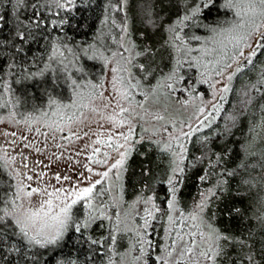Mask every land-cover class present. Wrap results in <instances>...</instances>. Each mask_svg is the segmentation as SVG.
Here are the masks:
<instances>
[{"label": "rangeland", "instance_id": "374dc122", "mask_svg": "<svg viewBox=\"0 0 264 264\" xmlns=\"http://www.w3.org/2000/svg\"><path fill=\"white\" fill-rule=\"evenodd\" d=\"M39 1L42 4L41 9L47 10L48 25L58 28L63 19L67 21L68 18L65 17L72 12L77 0H73L72 4H68L67 0ZM205 2L206 0H194L182 4L175 14L155 29H159L160 37L153 43L148 42L144 32L134 27L133 0H114L109 19L102 24L91 44L81 43L74 48L67 46V41L64 40V49L55 44L57 46L54 51L57 48L59 51L56 70L64 76L70 75L73 70L77 75L87 72L81 66L80 59L90 61L95 58L102 60L104 64V74L100 81L89 83L86 80L77 83L74 86V95L67 103L23 116L25 106L12 85L6 82L0 88V158L12 173L16 189H23L19 193L21 199L17 200V204L23 203L25 207L37 208L42 200L48 199L47 195L34 193L29 200L24 193L33 188L46 189L47 192L61 188L71 189L73 186L82 188L97 179L103 180L101 184H116L125 171L128 158L123 169H112L109 172L107 180L94 173L109 170L118 158L115 145L124 143L120 134L127 135L130 128L132 137L126 147L130 146L132 150L146 140H152L163 147L166 144L171 145L168 155L172 157L176 167L179 162L177 140L187 149L190 139L195 135L215 124L234 119L237 107L232 102L227 108V101L236 75L244 65L250 64L246 62L249 49L243 48L245 57L237 56L233 60L232 55L237 50L231 45L227 49L221 48L219 42L225 36L218 33L235 21L234 10L229 8L231 17L220 15L213 25L210 21L203 22L198 19L206 8ZM207 2L210 4V0ZM61 4L65 6L60 7ZM196 8H199V12L192 15ZM183 16H189L190 19L177 27L175 22ZM169 28H175V31H169ZM177 34L181 40L175 39ZM252 42L254 41H249ZM254 50L257 54L262 51L259 47ZM158 51L167 55V64L158 73H151L147 68V60ZM254 57L251 58V63ZM229 64L231 67H228ZM95 75L98 76V73ZM261 78L264 80V74ZM22 83L19 81L16 85ZM262 86L261 90L257 88L258 94L254 93L253 99L260 92L263 93L264 84ZM225 87L229 91L224 92ZM251 95L252 92L243 90L237 93L238 98L243 99L241 102L249 104L252 103ZM121 108L127 111L121 113ZM109 117L125 120L126 123L118 128ZM109 143L113 146L109 147ZM124 150L120 149L121 152ZM173 153L177 155L174 156ZM105 160L104 164L94 162ZM207 167L203 175L206 178H200L202 184L198 198L187 211L180 209L177 198L175 207L170 209V199L158 202L154 194L145 193L131 201L118 199L119 196L113 194L117 210L112 214L105 207L93 205L98 209L94 213L98 218L87 219L85 222H88V227L96 220L103 219L101 211L116 224L113 245L109 248L113 264H163L164 261L167 264H230L225 257L224 247L232 243V239H209V225L217 229L213 225L212 215L208 216L209 203L220 182L215 175L216 179L211 177L213 164L209 163ZM88 168L93 171L88 172ZM57 176L60 177L59 180ZM28 177L32 179L29 180ZM65 177L68 179H64ZM148 198H151V202L145 204L143 201ZM53 202L58 203L54 198ZM153 203L159 210H154V218L151 219L145 237L152 241L153 247L146 248V255L141 257L136 231H145L139 226L143 224L142 218L146 215V209H151ZM201 203L206 204L202 212L197 208ZM193 215L197 218L192 219ZM169 216L174 223L169 222ZM109 223L114 227L112 222ZM219 233L227 236L220 231ZM181 236L182 240L179 239ZM189 248L191 251H186ZM209 248L212 252H219L214 260L201 255ZM157 256L162 260L157 261ZM246 261V264L259 262L256 263L254 259Z\"/></svg>", "mask_w": 264, "mask_h": 264}, {"label": "trees", "instance_id": "16d2710c", "mask_svg": "<svg viewBox=\"0 0 264 264\" xmlns=\"http://www.w3.org/2000/svg\"><path fill=\"white\" fill-rule=\"evenodd\" d=\"M192 1L133 0L134 27L145 33L148 42L154 43L160 37L159 29H155L182 4ZM225 4L226 0H210L198 19L215 25L218 16L231 17ZM113 5L114 0H77L72 12L65 17L67 21L63 19L60 27L51 28L47 10L41 9L39 0H0V16H3L0 20V88L6 82L12 85L25 106L23 116L67 103L79 82L100 81L104 74L102 60L80 59L87 72L77 75L73 70L64 76L56 70L59 51L54 48L58 45L64 49V40L67 46L74 48L81 43L91 44L109 19ZM18 30L25 33L23 42L16 38ZM167 59L163 51H158L150 55L147 68L151 73H158ZM263 74L264 50L235 77L227 101V108L232 102L237 107L234 119L215 124L190 139L180 165L183 173L179 175L176 198L180 209L187 211L198 198L200 178L208 164H213L211 177H217L220 185L210 199L208 216L212 215L213 225L232 239V243L224 247L230 264H246L248 256L264 264V91L253 99L254 93L258 94L257 88L263 87ZM19 81L23 83L17 86ZM242 90L252 92V103L241 102L243 99L238 98L237 93ZM162 147L152 140L137 144L116 184L97 186L95 193L100 194L94 193L93 205L105 207L112 214L117 210L114 195L131 201L145 193L154 194L158 202L168 201L171 193L167 180L175 164ZM16 196L14 177L0 158V209L12 212L10 201ZM71 215L63 238L55 245L40 247L30 244L12 217L0 211V216L4 217V222L0 223V264H113L109 248L117 228L114 220L98 219L85 228L82 224L89 219L86 201L77 203ZM75 225L81 226L80 231L75 230Z\"/></svg>", "mask_w": 264, "mask_h": 264}, {"label": "snow or ice", "instance_id": "6c2138e0", "mask_svg": "<svg viewBox=\"0 0 264 264\" xmlns=\"http://www.w3.org/2000/svg\"><path fill=\"white\" fill-rule=\"evenodd\" d=\"M68 4H72L73 0H67ZM65 5L61 4L60 7H64ZM209 4L206 0L204 7H208ZM225 6L227 8L233 9L235 14V21L231 23V25L223 29L221 33L218 35H224L225 39L221 40L219 43L222 49H227L229 45L237 51H235L232 55V59L236 60L237 56L245 57V52L243 48H248L249 52L247 53V63H251V58L256 56L257 53L254 50L259 47L264 50V0H226ZM199 12V8L193 10L192 15H196ZM190 19L189 16H183L181 19L175 22L176 26L179 27L183 24L184 21ZM0 20H3V16H0ZM33 20L37 26H39V21L35 20V14H33ZM259 21V23H257ZM169 31H175V28H169ZM226 34V35H225ZM19 41L23 42L26 39L25 33L23 31H17V37ZM176 40H181V37L177 34L175 37ZM252 40L254 42L249 43ZM226 41V42H225ZM175 47L176 45L173 44ZM226 54V53H225ZM228 67H231L229 64ZM114 71H118V69H114ZM172 77H169L171 79ZM231 79V77H229ZM206 82V81H205ZM116 80L114 79L113 84L115 85ZM171 87V85H169ZM224 92L229 91L227 87L223 89ZM125 98L126 95H125ZM127 111V109L121 108V113ZM109 120L116 127H123L126 123L125 120H116L115 117H109ZM130 123V121L128 122ZM124 140V143H118L115 145L114 150L118 153V158L111 165L108 171H104L102 173L97 172L94 173L96 176L102 177L104 180L109 179V172L112 169L121 170L124 167V163L126 159L131 155V147L127 146L129 140L132 137V130L129 129L127 135L123 133L120 134ZM99 143V141H97ZM177 144L179 147V162H177L176 167L172 168V175L169 176L167 180V184L170 186L169 191L171 193L170 200L168 202V208L172 209L175 207V198L176 192L178 191L177 183L179 182V175L183 173V168L180 167V163L183 160L184 153L186 152V148L183 144H180L177 140ZM109 147L113 145L111 143L108 144ZM125 149L123 152L120 149ZM163 150L165 152L171 151V145H164ZM96 151H99L98 149ZM173 155H177V153H173ZM107 157V153H105ZM110 158V157H109ZM95 163L104 164L105 161H94ZM88 172H92L91 168L87 169ZM119 171L117 175L119 176ZM82 175V174H81ZM147 175V172H145ZM206 177H201V179H205ZM29 180L32 177H28ZM60 177L57 176V180ZM64 179H68L65 177ZM84 179H90L88 177H84ZM103 180L97 179L94 182L90 183L85 187H76L73 186L71 189H57L53 192H47L46 189L39 190L36 188L31 189V191L25 192L24 196L29 200L33 196L34 193L38 195H47L48 199L42 200L39 204V207L33 208L31 206L25 207L23 203L17 204V200L21 199L19 193L23 191L22 188H18L16 199L10 201L13 205V211L8 212L7 209H0L3 211L5 215L11 216L14 223L18 226L20 233L27 239L30 244L39 245L40 247H45L47 245H55L57 244L64 236L65 231L67 230L68 223L72 219V207L80 201H86L87 207L89 209V219L94 220L98 217L94 215L98 209L93 206V199L96 186L101 184ZM100 194V193H95ZM215 195V193H213ZM53 198L58 201V203L53 202ZM139 202V201H137ZM145 204L151 202V198H148L143 201ZM206 207L205 203H201L197 205V208L202 212ZM154 210L158 211L155 204L153 203L151 209H146V215L143 217V224L139 227L144 229L145 231L142 233L139 229L136 231L138 239V243L140 244V252L141 257L146 255L145 249L153 247L152 241L146 239V230L150 226L151 219L154 218ZM100 215L105 219H111V217H107L101 211ZM197 216L193 215L192 219H196ZM117 221H119V217L117 216ZM4 222V217L0 216V223ZM169 222L174 223L173 218L169 216ZM85 228L88 227V222H85L83 225ZM80 225H75V230L80 231ZM211 229V235L209 239H229L227 236H222L219 231L215 228ZM179 239H183V237H179ZM114 240V237H113ZM95 243V241H93ZM186 251H191V249H187ZM168 255H171V251L168 252ZM201 255L205 256L207 259L214 260L216 255H219V252H212V249L209 248L207 252L201 253ZM139 259V258H137ZM248 260H252L251 256L247 257ZM157 261L162 260L161 257H156ZM163 264H167V261H164Z\"/></svg>", "mask_w": 264, "mask_h": 264}]
</instances>
